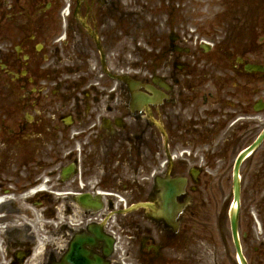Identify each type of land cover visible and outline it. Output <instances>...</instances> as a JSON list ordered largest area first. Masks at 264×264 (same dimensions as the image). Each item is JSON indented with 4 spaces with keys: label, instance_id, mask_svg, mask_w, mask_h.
<instances>
[{
    "label": "flooded vegetation",
    "instance_id": "1",
    "mask_svg": "<svg viewBox=\"0 0 264 264\" xmlns=\"http://www.w3.org/2000/svg\"><path fill=\"white\" fill-rule=\"evenodd\" d=\"M263 128L264 0H0V264H238ZM244 169L264 192V146Z\"/></svg>",
    "mask_w": 264,
    "mask_h": 264
},
{
    "label": "water",
    "instance_id": "2",
    "mask_svg": "<svg viewBox=\"0 0 264 264\" xmlns=\"http://www.w3.org/2000/svg\"><path fill=\"white\" fill-rule=\"evenodd\" d=\"M264 139V133L259 138V140L255 143V145L252 147L251 150L255 149ZM250 150V151H251ZM249 151H247L246 154L242 155L236 165L235 174H234V203L230 211V218L232 223V231H233V237L236 244V248L238 253L241 255V249H240V242H239V236H238V215H239V207H240V176H239V167L244 159V157L248 154Z\"/></svg>",
    "mask_w": 264,
    "mask_h": 264
},
{
    "label": "rangeland",
    "instance_id": "3",
    "mask_svg": "<svg viewBox=\"0 0 264 264\" xmlns=\"http://www.w3.org/2000/svg\"><path fill=\"white\" fill-rule=\"evenodd\" d=\"M261 183H264V177H262V179H261ZM229 194V193H228ZM262 193H260V192H258V193H256V192H253V191H251V192H249V191H245V187H244V191H243V196H242V209H241V221H242V219H243V221H244V219L247 217V216H249L248 215V209H249V206H250V203H251V201L252 200H254V199H257V198H260V195H261ZM231 200H232V197L231 196H229V198H228V200H227V204H226V212H227V210L229 209V207H230V204H231ZM254 209V210H253ZM252 210L254 211V214H256L257 216H258V213L256 212V210H257V208L254 206L253 208H252ZM227 219H228V216H227ZM229 222V221H228ZM228 233H227V238H226V241L228 240V244H230V240H229V237L231 236V230H230V225H229V229H228Z\"/></svg>",
    "mask_w": 264,
    "mask_h": 264
}]
</instances>
